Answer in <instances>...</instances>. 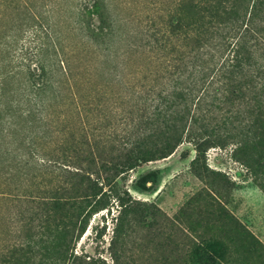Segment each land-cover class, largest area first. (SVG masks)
I'll use <instances>...</instances> for the list:
<instances>
[{
    "label": "rangeland",
    "instance_id": "rangeland-1",
    "mask_svg": "<svg viewBox=\"0 0 264 264\" xmlns=\"http://www.w3.org/2000/svg\"><path fill=\"white\" fill-rule=\"evenodd\" d=\"M233 53L189 71L174 102L152 92L141 138L119 106L116 162L0 177V264H264V72L226 70Z\"/></svg>",
    "mask_w": 264,
    "mask_h": 264
},
{
    "label": "trees",
    "instance_id": "trees-1",
    "mask_svg": "<svg viewBox=\"0 0 264 264\" xmlns=\"http://www.w3.org/2000/svg\"><path fill=\"white\" fill-rule=\"evenodd\" d=\"M261 22L264 0H0V177L23 179L39 160L116 162L119 106L141 138L152 92L178 100L186 74L226 50L239 74L264 50ZM244 24L251 45L235 36Z\"/></svg>",
    "mask_w": 264,
    "mask_h": 264
}]
</instances>
